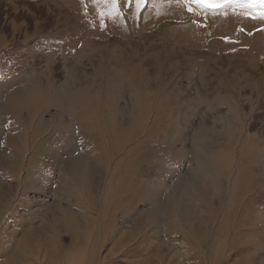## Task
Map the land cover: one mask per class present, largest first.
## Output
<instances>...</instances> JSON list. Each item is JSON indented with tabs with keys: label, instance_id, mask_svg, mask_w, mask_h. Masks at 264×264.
I'll list each match as a JSON object with an SVG mask.
<instances>
[{
	"label": "rangeland",
	"instance_id": "374dc122",
	"mask_svg": "<svg viewBox=\"0 0 264 264\" xmlns=\"http://www.w3.org/2000/svg\"><path fill=\"white\" fill-rule=\"evenodd\" d=\"M16 251L264 264V0H0V264Z\"/></svg>",
	"mask_w": 264,
	"mask_h": 264
},
{
	"label": "bare ground",
	"instance_id": "6f19581e",
	"mask_svg": "<svg viewBox=\"0 0 264 264\" xmlns=\"http://www.w3.org/2000/svg\"><path fill=\"white\" fill-rule=\"evenodd\" d=\"M108 126H110V123H108ZM108 126H107V127H108ZM110 129H111L112 131H114V129H113L112 127H110ZM120 138L123 139L122 136H121ZM111 143H112V141H111ZM117 183H118V181H117ZM127 186H128V185H127ZM125 187H126V186H125ZM115 189L120 190V188H118L117 186H114V187H112V189H111V191L113 190V191H112V194L118 192V190H115ZM128 191H130V190H128ZM106 199H107V198H106ZM174 199H175V198H174ZM175 201H176V200H175ZM185 204H186V203H185ZM187 204H188V203H187ZM187 204H186V205H187ZM178 205H179V204H178ZM188 205H189V204H188ZM188 205H187V206H188ZM172 206H173V205H172ZM174 206H175V204H174ZM178 207H180V206H178ZM178 207H177V208H178ZM181 207H182V206H181ZM175 208H176V207H175ZM185 208H186V207H185ZM181 209H182V208H181ZM188 209H189V208H188ZM181 211H182V210H181ZM181 213H182V212H181ZM187 213H188V212H187ZM125 236H126V235H125ZM126 238H127V237H126ZM120 239L122 240V237H119V240H120ZM124 239H125V237H124ZM132 239H133V238H132ZM123 242H124V241H123ZM117 243H119V242L117 241ZM22 246H23V245H21L20 248H23ZM17 252H18V251H16V252H15L14 254H12L11 257H10V260H12L13 262H15L14 264H18V260H19V256H20V255L17 254ZM161 258H162V257H161ZM160 261H161V260H160ZM144 264H145V263H144Z\"/></svg>",
	"mask_w": 264,
	"mask_h": 264
},
{
	"label": "snow or ice",
	"instance_id": "6c2138e0",
	"mask_svg": "<svg viewBox=\"0 0 264 264\" xmlns=\"http://www.w3.org/2000/svg\"><path fill=\"white\" fill-rule=\"evenodd\" d=\"M113 6L118 7L119 0H111ZM136 5L139 7L140 5L144 4L146 0H135ZM199 3L208 4L209 6H218L220 3V0H197Z\"/></svg>",
	"mask_w": 264,
	"mask_h": 264
}]
</instances>
